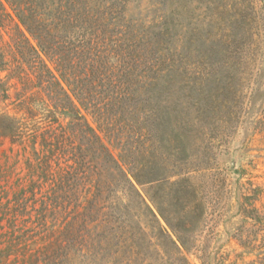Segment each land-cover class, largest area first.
<instances>
[{
  "label": "rangeland",
  "instance_id": "rangeland-1",
  "mask_svg": "<svg viewBox=\"0 0 264 264\" xmlns=\"http://www.w3.org/2000/svg\"><path fill=\"white\" fill-rule=\"evenodd\" d=\"M143 2L132 12L146 36L136 45L143 64L134 69L155 80L136 85L143 93L136 102L145 111L143 138L139 152L124 157L131 173L140 170L142 185L132 183L175 240L157 209L175 225L186 207L200 216L193 234L183 236L188 252L182 254L190 264H264V4ZM120 26L111 34H119ZM1 97L0 91V129L8 136L0 141V264L182 263L162 257L160 248L171 255L174 247L168 238L157 246L156 222L134 192L122 209L118 239L103 243L102 233V244L81 252L79 235L90 236L91 227L80 224L78 200L87 203L95 177L110 179L89 171L78 181L63 159L37 166L41 147L37 157L26 139L44 122L23 119ZM7 113L17 117L16 132ZM114 183L125 188L120 178ZM79 185L85 191L72 193ZM96 241L93 231L87 243Z\"/></svg>",
  "mask_w": 264,
  "mask_h": 264
},
{
  "label": "trees",
  "instance_id": "trees-1",
  "mask_svg": "<svg viewBox=\"0 0 264 264\" xmlns=\"http://www.w3.org/2000/svg\"><path fill=\"white\" fill-rule=\"evenodd\" d=\"M139 1L0 0L1 100L9 101L16 113L22 112L23 119L36 121L41 118L44 122L26 139L37 157L40 156L37 145L41 147L43 159L37 166H49L55 160L60 164L63 159L78 181L87 178L89 171L96 175L103 173L107 180L110 179V182L101 183L95 177L96 183L87 189L90 193L87 203L78 200L80 224L83 229L91 227L90 236L83 231L79 235L77 242L81 252H88L104 240L110 244L112 239H118L122 209L129 205L126 201L134 192L156 222L157 246L163 238H168L174 247L171 255L160 248L162 257L170 259L173 256L178 263L182 262L180 264H190L182 254V250L188 252L183 236L193 234L200 216H193L186 207L175 225L157 209L175 240L135 188L131 178L142 185L140 170L131 173L124 157L126 152L137 154L143 138L139 125L145 111L136 103L143 93L136 85L146 86L148 81L155 80L134 69L137 64H143L139 55L142 48L138 53L136 45L146 39L140 33L138 24L141 21L134 19L135 14H132L134 4L143 7L145 2L140 5ZM261 2L264 4V0ZM119 25L122 31L112 35L111 30ZM5 35L10 37L9 41L5 40ZM150 64L145 60V67ZM4 117L14 123L12 129L16 132L19 129L17 117L8 113ZM259 132L264 134V128ZM7 136L0 129V141ZM15 142L11 139V143ZM115 149L119 150L118 157ZM118 178L126 183L125 188L115 185ZM78 190L83 193L85 188L79 185L70 191ZM250 210L242 212L244 219L250 218ZM251 212L253 214L254 210ZM257 217L255 222L261 219ZM93 231L97 241L88 244ZM102 233L105 236L100 241ZM207 258L210 261L211 255H206L208 263Z\"/></svg>",
  "mask_w": 264,
  "mask_h": 264
}]
</instances>
